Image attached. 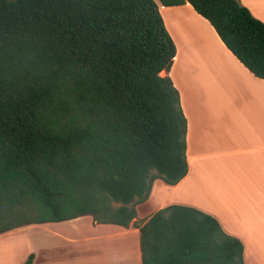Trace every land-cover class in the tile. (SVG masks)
Instances as JSON below:
<instances>
[{"label": "trees", "instance_id": "trees-1", "mask_svg": "<svg viewBox=\"0 0 264 264\" xmlns=\"http://www.w3.org/2000/svg\"><path fill=\"white\" fill-rule=\"evenodd\" d=\"M160 1L189 2L264 80V23L240 0ZM176 54L156 0H0V235L91 217L139 229L141 264H245L198 208L135 222L156 180L189 171Z\"/></svg>", "mask_w": 264, "mask_h": 264}, {"label": "crops", "instance_id": "crops-1", "mask_svg": "<svg viewBox=\"0 0 264 264\" xmlns=\"http://www.w3.org/2000/svg\"><path fill=\"white\" fill-rule=\"evenodd\" d=\"M156 1L177 47L169 76L188 121L189 171L175 186L155 181L148 201L154 195L160 205L150 216L172 204L198 208L242 241L245 264H264V80L235 57L189 2ZM240 1L264 23V0ZM34 226L0 235V264H24L32 253L38 264L26 235ZM104 253L106 262H115V254ZM140 257L128 256L121 264H141Z\"/></svg>", "mask_w": 264, "mask_h": 264}, {"label": "rangeland", "instance_id": "rangeland-1", "mask_svg": "<svg viewBox=\"0 0 264 264\" xmlns=\"http://www.w3.org/2000/svg\"><path fill=\"white\" fill-rule=\"evenodd\" d=\"M158 205L160 203L155 201L154 195L150 201L139 205L140 218L135 222L143 223ZM88 218L37 225L26 232L29 245L36 252L37 263L121 264L126 263L128 256L136 257V260L141 256L140 243L137 246V228L133 224L125 231L115 225H96ZM105 250L116 255L114 263L106 262Z\"/></svg>", "mask_w": 264, "mask_h": 264}]
</instances>
